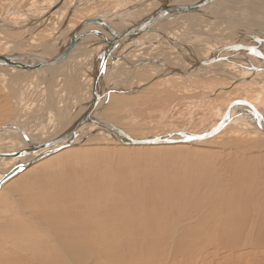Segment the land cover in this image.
<instances>
[{"label": "rangeland", "instance_id": "374dc122", "mask_svg": "<svg viewBox=\"0 0 264 264\" xmlns=\"http://www.w3.org/2000/svg\"><path fill=\"white\" fill-rule=\"evenodd\" d=\"M52 1L54 2L56 0H0V17L1 16L4 17L3 15L7 13L8 10L11 9L12 10L22 9L26 11L28 9L39 6L48 9V7H51L53 5ZM71 1L75 2V0L74 1L70 0L62 4V7H60L61 9L59 8V11L61 10L59 12L60 14L61 12L63 13L64 10L65 12L67 11V9H62V8L64 7V5L65 8H67L68 2ZM122 1L127 2L128 0H81L82 3L81 2L79 3V5L77 6L78 7L77 10H73L69 14L70 16L68 19L69 21L67 20V24L72 22L71 25L75 26L81 19L86 17L87 18L92 17L97 12H98L97 14L101 13L102 15H104L105 13L106 15H110V14L116 15L118 11L122 9V8H118L120 7L119 3H121ZM232 3L233 2H231V4ZM210 7H212V4L210 5ZM261 7L262 6L258 5V8L257 7L252 8L253 12L250 13H251V19L253 21H256L258 19L260 25L263 26L264 28V15L259 16L260 14H258V12H260L261 10ZM116 8L118 9L114 11V9ZM209 8L207 7V10ZM219 10L220 9H218V12L220 13L221 11H223V10L221 11ZM226 11L229 15L231 14L230 13L231 11L228 10ZM242 11L245 16L248 14L246 10L244 11L242 9ZM43 14L40 15L42 17L39 16L40 18H38L39 20L37 19L38 21H40L41 18H45L43 17ZM228 17H227L228 20L227 19L224 20V18L222 19V16L221 17L219 16L218 18L217 15L214 18V20L216 21L211 20V22H209L207 26L204 28V29L208 28L206 29V31L207 30L210 32L214 31L215 35L214 33H210V35L209 34L203 35L202 38L197 36V37H193L194 40L191 39L190 43L192 45L190 47L191 48L193 47V49L196 51V53L199 54V56L203 57L205 56L206 53H208L207 55L209 56L213 53V51L208 52L209 47L204 45L201 42L202 40L205 41L210 40V42H215V41L217 42L216 38H220L223 40L225 38V40L220 41V43L223 42L226 43L228 42V39L229 41H231V38L233 40L234 38L241 36L240 34H243L235 25L236 21L238 22V20L233 21L234 19L231 20L230 17L229 20ZM217 20L218 21L220 20L222 25L220 24V21L218 22ZM45 22H43V24L40 23L39 25H37V29L34 30L35 32L33 30H30L26 34L30 36L31 33L32 34L36 33L38 29L40 30L42 27L46 26V24L44 25ZM183 22H187V24L189 23L188 26H186V23ZM215 22H217L216 25ZM177 24L180 25L178 28L173 27V30L170 29L172 31V34L176 37L179 36L181 37V35L184 34L185 32V30H181L180 27L189 28L188 31L189 33L192 32L191 31L192 27H195L192 21L189 22L187 20L179 21V23L177 22ZM230 24H232L231 27ZM250 25L253 24L250 23L249 26ZM47 26L45 27V30H42L44 33L42 32L40 34H37L35 37H33L35 38L34 41L37 44L38 43L40 44L42 43V41H45L41 39L42 38L44 39L49 35V31H47L48 30ZM61 26L63 27V25ZM61 26L60 25L57 26L55 23L54 26L55 28L53 27L51 28V30L55 29L57 31L59 30V28L62 29ZM209 28L210 29L214 28V29L209 30ZM226 28H229V30L227 29L226 31ZM32 29L34 28L32 27ZM20 30L21 29L14 28L13 31L5 32L3 29L0 28V54L4 53L6 49L9 52H13L10 49H8V46L10 44L9 42L11 39L21 40L20 37L23 38L27 37L24 36V34ZM55 30H53L54 33H52L51 35L52 37H54L56 34ZM228 31H229L228 35L232 36L231 38L230 36L228 37V35L226 34V32L228 33ZM233 32L235 35L233 34ZM62 34L66 35L65 32L64 33L62 32ZM147 37H149L150 43H144L145 41L141 42L142 40H140L141 39L140 38L138 39V42L135 41L134 43L129 44L127 46L125 45V47L121 48V51L122 52L124 51V54L125 52L126 54L128 53L127 56H125L126 54L121 56V54H119L121 51L119 53L115 52L112 53L113 54L112 59H110L109 62H107L106 67L107 66L108 67L104 71L103 80H105V82L108 83L109 85L108 88L109 87L111 88L110 89L111 92L109 93V97L106 100V102L102 103L101 104L102 106L100 105L101 107L99 106L100 108L97 114L104 120L120 126L133 137H145L152 135H162L165 133H170L172 131L174 132L179 130H185L187 132L204 131L208 129L211 126V124H213L215 121L219 119L221 114L224 113L229 102L232 101L233 99H243L249 101L253 103L252 106L253 107L255 106L257 112L264 111V90H263L264 88L260 87L261 85L254 84L250 81L248 82L247 80L243 82L242 81L232 82L231 77H229L230 74H226V73L223 74L224 70L221 69V67L217 66L213 68L212 71L210 72L207 71V69H203L202 71H201L202 68L197 69L200 71L196 72L197 70H195L191 72L190 75L192 77H189V74L185 75L186 77L184 75L160 74L159 72L164 69L166 63L171 66H175V64L181 66V64L184 63V61L179 59L181 56L177 53H174L172 49H171L172 50L171 53L169 47H168L169 50L166 49L161 39L160 40L157 39L158 37L152 35H148L146 36V38ZM154 39L156 40L153 41ZM211 45H213V43L209 44L208 46ZM16 46L19 51L20 50L28 51L29 49H31L29 50L31 52L32 50H34L36 44L31 45L30 42L29 43L25 42L24 44H22L19 42V44ZM120 47L121 46H118V48ZM75 50H74L75 54L74 52H72L71 54L73 56V59L71 58L69 59V61L63 63L62 64V66L64 65L63 68L60 65V69L57 71V73L52 74V76L51 75L49 76L50 79H48L49 82L47 83V85H45L46 82L45 75H44L45 78L44 79L42 77V74H40L39 72H38L39 75L38 73L33 74L32 72H31L32 74H27L25 72L23 74V72L19 73L18 71L16 72V71H9L7 69L4 70L0 69V123L8 122V120L10 119L9 120L10 122H13V124L17 126L24 127L23 128L24 130L26 127L28 129H33L35 126L38 129H40L39 132H41V134L39 133V135H37L39 139L41 138L40 140L50 138V134L46 133L45 135L44 132L45 130H47L48 128L47 126L54 127V124L57 123V121H59L58 118H56L57 116L55 115V113L58 112L57 114L59 115V111L63 110L66 107L68 109H71L70 108L71 106L77 107L79 105H82L81 103H83L82 102L83 99H88L91 97L90 93L92 90V86H91L92 79L90 84L87 83L86 80L89 70L82 71L83 68L81 69L79 63L84 62V59L83 57H81L82 60H80V56L77 57L78 53L79 52L81 53L82 47L76 48ZM97 54L93 55L90 58L87 57V60L89 59L88 61L91 62L89 65L92 66L93 60L96 58L97 61L98 56L99 57L101 56V54L100 55ZM175 55H177L178 58H176ZM163 59L165 60V62H163L164 61ZM160 60L161 62H159ZM180 61L182 63H180ZM134 64L137 65L134 66ZM94 65H95V61H94ZM214 69L216 70V72ZM218 71L220 74L217 73ZM62 74H68L65 82H62L61 80L64 77ZM74 74L81 77L83 81H81V78L79 79ZM158 74L160 75L159 77H154V76H158ZM53 75L57 76V78L59 79V83L61 85L60 89H57L58 91L55 89L56 87L55 83L57 78L54 79L53 90L50 89V82H51L50 80H53L51 79L52 77H54ZM92 75L93 74H91L90 77ZM80 81L81 83H79ZM254 81L263 84L264 76H261L260 79H256ZM234 83L236 86L233 85ZM248 83L251 85H249ZM141 84L144 85L136 92L125 94V90H129V91L131 90L130 92H132L133 89L134 90L137 89V87L140 86ZM112 89H117V91H112ZM50 100L55 103L54 108L58 109V111L56 112L54 111L53 102H50ZM84 106L82 105L83 107L82 109L85 108ZM246 106L251 108L248 105ZM51 109L54 111V113L51 112ZM255 109L253 111L256 112ZM18 111L19 113L20 112L21 113L19 114ZM60 114L62 115L63 112ZM244 126L246 127L247 124L246 125L228 124L219 133L207 139L191 142V143H176V144H168V145L130 146V145L121 144L120 142H117L115 139L112 140V139H108L107 137L105 139L104 138L105 136H102L100 134L93 135L86 133L85 134L86 136L82 139V141H81L82 138L81 137L80 141L74 143V145H72L71 147L59 151L55 154H52L51 156L49 155L44 159L34 163L30 167L22 171L20 174L6 181L0 187V264H41L44 258L46 259V261L53 260L54 261L53 263L55 264L57 262V259L55 257L59 255V250L56 249V247H54L53 245L55 244L54 238L56 237V235L57 237L60 235L59 232L60 233L66 232L64 231V228L66 227L63 228V226H61V223L63 222L62 224L65 225V223L68 220L70 221L69 218H71V216H68L69 218L68 217L62 218L63 216H61L60 219L58 218L59 220L56 225L59 228L58 227L54 228V226L51 224H49L50 225L49 227V225L46 222L45 223L47 225L42 220H40V218L37 217V215L33 213V211L31 210V206L33 205L37 206V204L41 201L42 198L37 199V197L42 195L41 192L43 188L41 187L43 184L38 183V181H35L33 183L32 180L30 181L29 175L31 176L33 175L35 177L40 175L41 176L49 175L47 180L51 181V180H55L58 177V175L61 174L62 170L67 168V166L76 165L78 168L80 167V169L83 170H90V169L99 170L100 172L99 171L96 172L97 173L96 177L98 178V180L108 182V184L111 185V183L115 182L117 178V176L115 175L116 171L114 170L117 165L118 168L123 167L126 170L127 178L131 177L126 181H130V182L133 181V183L135 182V184H137V182L139 181V177L137 178V176H140V178L146 177L144 175L148 174L149 171L148 169L152 167H156V170L161 169V171L164 172L167 169H171V170L176 169L177 171H185V173L188 172L189 174L193 173L191 175H195V180H191L189 182L190 185L188 184V186L191 188V187H195V185L196 186L200 185L199 183H204V181H207L208 174L210 172H217V173L224 172V174H226L228 177L229 173L233 174L234 173L233 171L238 168L242 167L248 169L245 166V164H247L248 157H257L256 160L257 164L256 165L251 164V167H253L252 170L255 171V168L258 167L260 164H261V168H264V132H257V131L254 132L255 130L251 129L250 125H248L246 130ZM2 160L4 159H1L0 165L2 164L4 165L0 166L1 173L2 171L5 172V170H7L9 166H11L10 164L6 166L7 164L5 160L4 162ZM149 160L151 161V163ZM99 166H103V167L100 169ZM165 166L167 168H164ZM245 169L244 171L246 172L247 170ZM55 171H60V173L59 172L55 173ZM204 175L206 176V178L204 177ZM254 176H256L255 172H254ZM155 177H160V175L153 176V178ZM196 178H198L199 180ZM256 178L257 177H255V180L256 182H258ZM244 179L245 178L242 177L243 181H245ZM251 179L253 178L251 177ZM206 186H204V188L211 187L210 184H208L207 187ZM214 188L211 187V189ZM51 189L52 188L47 187L48 191L46 190L47 193L45 194L47 195V197L53 195L55 189L54 190L52 189L53 193ZM57 191H55V193ZM27 193L34 195V200L33 201L31 200L32 202L31 201L28 202V200L25 199ZM199 196H202V194H199ZM34 202H36L37 204ZM83 202L85 204L90 203L89 200L88 201L84 200ZM46 203H42L41 205H46ZM91 206L90 204H86V207L83 206V209L86 208V211L87 208L88 211L92 210L89 211V213L91 214L93 212ZM204 208H206V206H203V209ZM98 209H99L98 211H101V208ZM76 210L77 211L75 212L74 209L70 208L67 209L66 212L68 211H69L68 213L78 212L76 214V216H78L81 210L80 209H76ZM81 213L79 216L82 215ZM90 218L91 217L86 218L88 222L85 221L86 219L84 220L85 222L83 223L86 224L84 226L82 224L81 226L76 225L79 223H75V222L70 223L75 228L73 229L74 230L73 232L72 230H70L69 232H72V234L73 233L76 234L75 238L78 239L83 236L82 237L83 239L85 235L83 233H86L88 231L89 232L93 231L94 229L93 226H95L97 221L100 220V217H94L93 219ZM61 219H63V221ZM130 219L131 217H128L125 220L126 225L129 224L128 222H130ZM93 220L96 222H94ZM209 220L211 223L208 222V227L211 228L217 227V224L212 222L217 220V217H215L213 213L209 217ZM186 221L188 220L185 221L180 220L179 224L180 225L185 224ZM99 222H101V220ZM112 222L113 224L111 225V228L112 230H115L117 228L116 225L117 220H114ZM87 223H89V225ZM205 223L206 224H203V226L207 225V222ZM228 223H225L226 226L227 225L233 226L232 222H230L229 224ZM75 225L78 226L77 229ZM158 225H160L161 229L158 230L157 233L160 234H157L156 237L155 235L153 236L148 235L147 231L145 230L146 227H144V223L141 224V228H140L141 232L139 233V240L137 239V242L135 244L137 246L136 248H133L131 250L128 249L131 252V255L129 256H127L125 252L123 253L119 252L118 250L120 247H118V245L115 246L114 243L113 245H111L110 249H104L99 244H96L94 242V244L97 245L98 249L93 251L90 254V256L89 254H87L86 256L81 255L79 256L80 257L79 258L76 257L77 255L75 257L71 255L72 256L71 258L75 261L73 262L70 260V258L67 255H65L62 257L61 264H106V263L107 264H264V251H263L264 249L262 250V248H257V247L242 248L241 246H239L228 249L218 247L219 249L214 250L213 247H210L207 250L206 249L207 246L206 248H204L205 245L199 243L198 240L193 241L191 239L190 241H192V243H190V241L188 243H185V240L182 238L184 240L182 241L181 237H183L184 234L177 239L178 241L177 243L186 244V246L187 244L188 246L189 244H191L189 248L188 246L187 247L184 246L183 249L173 248L174 244L173 246H171L172 245L171 237L169 238L167 237L168 232L165 234L166 231H162V229H165V227H163L161 224ZM85 227H87V230ZM100 228L102 227L100 226ZM79 229L80 231L81 230L82 231L81 233L78 231L80 235L78 234L77 236L78 232L76 230ZM207 231L208 228L206 230V236H208ZM54 233L57 234L55 235ZM211 234L213 236L216 234V232ZM125 235L135 236V234H125ZM185 235L187 236V234ZM186 236L184 237L188 238ZM135 237L137 238L138 236ZM88 238L91 239L92 241L94 240L91 237ZM158 238L160 239V241L158 240ZM165 242H167V248L166 250L163 251L164 247H162V245L164 244L163 246H165L166 245ZM94 244L92 246H94ZM103 245L105 246L104 243ZM133 250H138V251H134V253H132ZM186 251H187V255L185 256L183 253ZM174 252L175 253L178 252L179 254H175ZM108 253L112 254L113 256L109 255ZM109 257L111 261L109 262L105 261L107 258H108L107 260H110ZM116 257L118 258L114 259Z\"/></svg>", "mask_w": 264, "mask_h": 264}, {"label": "bare ground", "instance_id": "6f19581e", "mask_svg": "<svg viewBox=\"0 0 264 264\" xmlns=\"http://www.w3.org/2000/svg\"><path fill=\"white\" fill-rule=\"evenodd\" d=\"M60 1L61 0H59V4H58L59 7L54 8L55 4L58 2L56 0L54 2L52 1L53 5L51 7H48V9L44 8V7H40V6L28 9L26 11H24L22 9L21 10L20 9H13V10L11 9V10H8L7 13H5L3 15L4 17L1 16L0 17V28L1 29H3L5 32H9V31H13L14 28H18V29H21L20 31L24 34V36H27L25 38L20 37L21 40H17V39L12 40L11 39L9 42L10 44L8 46V49H10L13 52H9L6 49L7 51L5 50L4 53H6V54H8V53L28 54L29 55L28 57H30L29 59H31V61H37L38 57L42 58V59L43 58L44 59L51 58L52 56L55 57V55H56L55 51L58 48V46H60L62 48V52H61L62 54L66 53V50H67L66 46L70 45L69 42H66L68 40L67 36H70V35L75 33L74 29L77 27V25H75L76 26L75 27V26L71 25L72 24V22H71V23L67 24V26H66V24L63 25L62 22L64 20L65 15L69 12V10H71V9H72V11L77 10V8H78L77 6L81 2V0H75V2H72V1L68 2L67 8H65V5L62 8V9H67V11L65 12V10H64L63 13L61 12V14L59 13L61 11V10L59 11V8L62 7V4H64V2L66 3L67 1H70V0H63L61 2ZM141 1H143V0H136V1L128 0L127 2L122 1L121 3H119L120 7H118V8H122V9H120L118 11V13L119 12H122V13L119 15L114 14V15H110V16H112L113 18H121V17L127 16V17H133L132 19H134V20L126 19L127 17H125V20H124L125 23H116L117 25H115V24H113V25L116 26L117 28L122 27L124 25H125V27L130 26L135 21H137L136 19L147 15L148 14L147 12H149V10H151V7L154 4L150 1H147L146 4H144L140 8H138L139 6H137L136 7L137 9L134 8L135 10L134 9L130 10L128 7L131 5L136 6L137 3L141 2ZM185 1H188V0H185ZM191 1H195V0H191ZM223 1H224V3H223ZM242 1H244V0H242ZM231 2H233V3L231 4ZM239 2L240 1H238V0H215L213 3H211L212 7H210V5H211L210 4L209 5L210 8L208 7L209 8L208 10L206 8V10L208 12H211V11L213 12V13H211V15L214 17H216L217 15H218V18H219V16L220 17L222 16V19L224 18V20H225L229 16L231 18V20L234 19L233 21L238 20L239 23L237 21L235 23L236 27L238 29L242 28L245 31V33L240 34L241 36L234 38L233 40L231 38L232 36L228 35L229 31H228V33L226 32L228 37L230 36L231 41H229V39H228V42L225 41L226 43H224V42L220 43L219 41L218 42L215 41V43H213V45L207 46V47H209V51L207 50L208 52L213 51V53L209 56L207 55L208 53H206L205 56H203V57L199 56V54L196 53V51L193 49V47L192 48L190 47L192 45L190 42L182 41V40H180V38H178L172 34L171 30H173V27L178 28L180 26L179 24H177V22L179 23V21H184V20H178L177 22H173V23H171L172 25L171 24H163V23L159 24V26L161 28L163 27L162 29L165 30L169 34L171 39L172 40L174 39V41L176 42L175 45L171 44L170 41H168L166 38H164L161 34L149 32V33H144V34L138 36L136 39L129 41L125 44L118 45L121 47L118 48V46H117L113 50L112 53H115V52L119 53L121 51V48L125 47V45L127 46L129 44L134 43L135 41L138 42V39H140V38H141L140 40H142L141 42L145 41L144 43H150L149 37L146 38V36L152 35V36L158 37L157 39H159V40L161 39L162 42H166V45H168L169 48L172 49L174 53H177L181 56L179 59L183 60L184 63L186 62L184 64L180 61V63H182L181 66L177 65V64H175V66H171V65L166 63V66H165L166 68L164 67L163 70H161V71L159 70L160 72L158 71L160 74H177V75H184V76L189 74V77H192L190 75L191 72H193L197 69L202 68L201 71L203 69H207V71L210 72V71H212L213 68L218 66L224 70L223 74L224 73L230 74L229 77H231L232 82H237V81L243 82V81L247 80L248 82L250 81L254 84L261 85L260 87L264 88V86H263L264 83L261 84V83L254 81L256 79H260L261 76H264V59L253 54L251 52V50H247L245 48H238L237 49V48L228 47V50L225 49V46L230 45V44H235V45H240V46L241 45H252V46H256L262 53H264V41L255 42L253 40V36L254 37L259 36L261 39H262V37L264 38V28H263V26L260 25L258 19L256 21H253L251 19V13L253 12V10L248 8V7H243V6L238 7ZM75 3H76V7L73 8ZM260 6H262V7H261L260 12H258V14H260L259 16L264 15V10H263L264 4L260 5ZM233 7H235V8H233ZM118 8L114 9V11L117 10ZM237 8H239V9H237ZM218 9H220L219 11H221V10H223V11H221V13H220V12H218ZM242 9L244 11L246 10L248 12V14L246 16L243 14ZM124 10H125V12H124ZM226 10L231 11L230 12L231 14L229 15ZM217 12H218V14H217ZM43 13H45V14H43ZM58 13H59V15H58ZM97 13L94 16L98 15L99 17H102V18L109 16V15H106V13L104 15H102L101 13H99V14H97ZM41 14H43V17H45V18H41V20L38 21L39 20L38 18L42 17V16H40ZM73 15H74V13H73ZM76 16H78V15H76ZM94 16L89 17V18H93ZM113 18L111 20H113ZM230 18H229V20H230ZM80 19H81V17H80ZM83 19H81L79 22H81ZM222 19H220V20H222ZM214 21H216V20H214ZM43 22H45L44 25L46 24V26L48 24V26H47L48 30L47 31H49V35L44 39L40 38L41 40H45L46 42L42 41V43L37 44L34 41L35 38H33V37H35L37 34L42 33L43 32L42 30H45L46 26L43 25L44 27H42L40 30L38 29L36 33H33V34L31 33L30 36L27 35L26 33H28L30 30H33V31L36 30L37 25H39L40 23L43 24ZM79 22L77 24H79ZM192 22H193L195 27H192L191 33L188 32L189 35L192 34L189 36V37H191V39H193V37H197V36L202 37L203 35H206V34L210 35V33H214V35H215L214 31L210 32L208 30L206 31V29H208V28L204 29L207 26V24L209 22H211L210 19H205L204 21L198 22V18H195V20L194 21L192 20ZM248 22L252 23L253 25L249 26L250 23H248ZM55 23L57 26L63 25V27L61 29L62 31H60V34H59L58 30L57 31L55 29L51 30V28H53L55 26ZM183 23H186V26H188V24H189V23L187 24V22H183ZM216 23L217 22H215V25H216ZM230 23H231V21H230ZM220 24H221V21H220ZM120 25H122V26H120ZM225 25H228V24H225ZM231 25L232 24H230V27H231ZM90 26L94 27L93 24H88V25L85 24V26H83L81 28H77V29H79L77 31V34H80V36L83 35L82 38L80 36H78L79 40L81 39V43L79 46H77V48L82 47L81 52H83L85 49L87 51L82 56L84 59V62H81L79 64H80L81 69L83 68L82 71L83 70L84 71L90 70L93 74L91 76L92 78L90 76L87 77V79H86L87 83L90 84L91 79H92L93 83L98 84L97 87H98V91L101 95L102 100L100 99V102H99L97 108L95 109L93 116L97 119L104 121V119L101 118L100 116H98L97 114L99 112L98 111L99 108L102 106L101 104L104 103L103 102L105 100L104 98L107 97L109 95V93L111 92V90H110L111 88L110 87L108 88V86H109L108 83L105 82V86H104V80H103L104 71L108 66L107 67L105 66V68L101 67L100 69L95 68L97 65V62H98V61H96V58L94 59L95 60V65H93L94 68L92 69V66L89 65L91 62L88 61L89 59L87 60V57L90 58L93 55L100 53V50L103 48V45H100L97 47L95 46L92 49L87 48L89 46V44L91 45L94 42V40L96 39V36L92 35V32H91L92 30H90L91 28L88 30H84L86 28H89ZM190 26H191V24H190ZM32 27L34 29H32ZM69 27H71V28H69ZM175 28H174V30H175ZM255 28H256L257 32L259 31V33H253L252 32ZM212 29H214V28H212ZM212 29L209 28V30H212ZM227 29L229 30V28H226V31H227ZM53 30H55V32H56L54 37L51 36L52 33H54ZM59 30H60V28H59ZM81 30H82V32H80ZM101 31L105 35H108V32L105 31L104 29H102ZM222 31H223V29H222ZM224 31H225V29H224ZM62 32L63 33L65 32L66 35H63ZM230 32H231V30H230ZM185 33L186 32H184V34ZM239 33H240V31H239ZM19 34H21V33H19ZM104 34H102V35H104ZM233 34H234V32H233ZM51 37H52V39H51ZM155 40L156 39H154L153 41H155ZM224 40H225V38H224ZM208 41L210 42V40H208ZM19 42L22 44H24L25 42L26 43L30 42L31 45L36 44V46L34 47V50H32L31 52L29 51L31 49H29L28 51H24V50L19 51L17 49V46H16L19 44ZM180 42H182V43H180ZM154 43H153V45H154ZM104 46H105V44H104ZM72 52H74V51H72ZM79 53H78V55H79ZM112 53H111V56L105 61L106 62L105 65H107V62H109V60L112 59V55H113ZM74 54H75V52H74ZM119 54H121V56H122V55H125L126 52L124 54V51L123 52L121 51ZM127 54L125 56H127ZM78 55H77V57H79ZM97 55H100V54H97ZM210 56H215V57L217 56V60H215L214 62H211V63L200 64V65L194 66L197 59H207ZM225 56H227L228 58ZM175 57L178 58L177 55H175ZM221 57H225V58L221 59ZM53 59H55V58H53ZM80 60H82L81 57H80ZM100 61L101 60H99V62ZM159 62H161V60ZM163 62H165V60ZM139 63H140V61H139ZM99 65L100 64L98 63V66ZM136 65L134 64V66H136ZM63 66L61 64L62 68H63ZM43 67H37V68L33 67L31 69H25V68L18 69V68L11 67V66H5V67H0V69H3V70L7 69L9 71H16V72L18 71L19 73L23 72V74H24V72L27 74H32V73L36 74L39 72L40 74H42L43 78L45 75V78H46L45 85H47V83L49 82L48 79H50L49 76L50 75L52 76V74H56L57 71L60 69V65L58 66V64H55V65L49 64L48 67H44V68ZM132 68H134V67H132ZM77 69H78V67H77ZM199 71L200 70H197L196 72H199ZM219 71L217 73H219ZM215 72H216V70H215ZM39 73H38V75H39ZM232 73H235V74H232ZM54 77H56V76H54ZM9 80H10V78H9ZM40 84H42V83H40ZM233 85H235V83ZM233 87H231V88H233ZM91 92H92V90H91ZM91 94L92 93H90V95ZM90 100H91V97L88 99H83V101L82 100H80V101L83 102L81 104L83 106L85 105L84 106L85 108L86 107L88 108ZM257 101H259V100H257ZM50 102H53V101L50 100ZM54 104L55 103L53 102V108L55 106ZM82 105L77 106V104H76L77 107H72L71 109H68L67 107L64 109L62 108L63 110L59 111V115L57 114L58 112L55 113V115L57 116L56 118H58L59 121H57V123L54 124V127L53 126H47L48 128H47V130H45L44 133H45V135H46V133L50 134V138H47L44 140H40L41 138L39 139V137H37V135H39V133L41 134V132H39L40 129H38L35 126L33 129H28L26 127L24 130L25 134H26L25 136L22 135L23 133L19 130V128L17 126L11 128L9 133L3 134V136L0 137V147H1L0 152L11 151V150H16L19 148L26 147L28 144L23 137L29 139L32 143H38L41 141H43L45 143L53 141V143L48 144V145L44 146L43 148L36 150L35 152L27 155L26 157H21V158L0 157V161H1V159H4L6 164H7L6 166H8L9 164L12 166L13 164H15L19 160L28 161V160L34 158L35 156L39 155L42 152H49V151H52L54 149H58V150L52 151V152L47 154V156H49V155L51 156L52 154H55V153L62 151V150H65L66 148H69L72 145H74V143L79 142L81 137H82L81 138V141H82V139L86 136L85 135L86 133L87 134H93V135L94 134H100L102 136H105L104 137L105 139L107 137L108 139L114 140V138L117 137L115 133L109 132L107 129L99 127L98 125H96L94 123H85V124L79 126V128L76 131V134H75V132L69 133V134L63 133L70 127L71 124L76 122V120L79 117H81L83 115V113L87 110V108L86 109L84 108L85 110L82 109L83 108ZM253 110L254 109H251V108H249L243 104H239L235 107H232L230 110V121L228 124H234V125L235 124H237V125H241V124L246 125L247 124L246 127L244 126L246 128V130H247L248 125H250V128L255 130L254 132H256V131L257 132H264V111H259V112L256 111L255 112ZM19 111H18V113H19ZM54 111L56 112V111H58V109L54 108ZM54 111L51 109V112L54 113ZM62 112H63V114L61 115L60 113H62ZM48 114H51V113H48ZM30 115H32V114H30ZM222 115H223V113L221 114V116L219 115L220 116L219 119L222 117ZM14 119H16V118H14ZM9 120H8V122H9ZM217 121H215L213 124L215 125L217 123ZM213 124H211V126L209 128L214 126ZM41 125H43V124H41ZM46 125H47V123H46ZM251 126H253V127H251ZM57 127H58V129H57ZM42 128H43V126H42ZM44 128H45V126H44ZM61 128H63V129H61ZM179 131L187 132L185 130H179ZM172 133H174V132L172 131ZM168 134L170 135L171 138H179L180 137L179 139H182L185 136V135H183V136L173 135V134H171V132ZM162 135H164V134H162ZM14 136L17 137L18 139L15 138ZM152 136H157V135H152ZM152 136L136 137V138L148 139L149 137H152ZM180 143H183V142H180ZM159 145H168V144H159ZM130 146H145V145H130ZM249 158H251V159H249ZM4 160H2V161L4 162ZM247 160L248 161H247V164H245V166L248 169H245L242 167L238 168V169L233 171L234 172L233 174L229 173L228 177L226 174H224V172H220V173L219 172L218 173L217 172H210V173L208 172L209 174H208L207 181H204V183H199L200 185H198V186L195 185V187H191V188L188 186V184L191 180H195V175H191L193 173H190V174L188 172L185 173V171H177L176 169L175 170L174 169H172V170L167 169L164 172V171H161V169L156 170V167L149 168L148 169L149 171L147 170L148 174L145 173L146 175H144L146 177L140 178V176H137V178L139 177V181L137 182V184H135V182L133 183V181L132 182L126 181V180L130 179L131 177L127 178L126 177L127 176L126 170L123 167L118 168L116 165L117 168L114 166L115 167L114 170L116 171L115 175L117 176L116 181L111 183V185H109L108 182L98 180V178L96 177V175H97L96 172L99 170H95V169L83 170V169H80V167L78 168L76 165H69V166H67V168L62 170L61 174H59L55 180L48 181L47 179H48L49 175L48 176H41L40 175V176H36V177L33 175L32 176L29 175L30 181L32 180L33 183L35 181H38V183L43 184L41 187V188H43V190L41 192L42 195L40 194L41 196L37 197V199L42 198L41 199L42 202L40 201L38 203L39 206L36 203L38 201L34 202L37 204V206H34V205L31 206V210L33 211V213H35L37 215V217L40 218V220H42L44 223L46 222L48 225L49 224L53 225L54 228L58 227L56 224L58 223V220L60 219L61 216H63L62 218L71 216V218L68 217L70 219V221L68 219H67L68 221L66 220L67 221L65 223L66 226L62 224L63 222L61 223V226H63V228L66 227V228H64V231H66L67 233L66 232L60 233L58 231L60 234L58 237L56 235L57 233H54L56 235V237L54 238L55 244H53V245H54V247H56V249L59 250V255H57V257H55L57 259L56 264H61L62 257L65 255H67L70 258V260L73 262H75V261L71 258L72 256L75 257L77 255L76 257H79L81 255L86 256L87 254H89V256H90V254L93 251L98 249L97 245H95L94 242L96 244H99L104 249H110L111 245H113V243H114L115 246L118 245V247H120L118 250L119 252H121V253L125 252L127 254V256H129V255H131V252L128 249L131 250L133 248H136L137 245H135V244L137 242V239L139 240V233L141 232L140 228H141V224H143V223H144V227H146L145 230L147 231L148 235H151V236H153V235L156 236L157 234H160V233H157L158 230L161 229L160 225H158V224H161L163 227H165V229L167 228L166 230L162 229V231H166L165 234L168 232L167 237L168 238L171 237V239H172V245L171 246H173V244H174L173 248H176V249H178V248L183 249V247L186 246V244L177 243L178 242L177 239L179 237H181L183 234H184V236H186L185 234H187L186 237H188V238H185L184 236L181 237V239L183 238L185 240V243H188L191 239L193 241L198 240L199 243L205 245L204 248H206V246H207V248H206L207 250L210 247H213V249L216 250L219 248L228 249V248H234V247H239V246H241L242 248L243 247L244 248L245 247H250V248L251 247H254V248L257 247V248H262V250H263L264 249L263 248L264 247V168H261V164H260L258 167L255 166L256 168L254 171V170H252L253 167H251V164H253V165L257 164V162H256L257 157H248ZM259 162H260V160H259ZM34 163H36V162H34ZM150 163H151V161H150ZM33 164H31V165H33ZM2 165H4V164H2ZM2 165H0V166H2ZM11 166H9V168ZM30 166H28V167H30ZM28 167H26L25 169H27ZM99 167L101 169L103 166H99ZM9 168L7 170H5V172H3V171H2V173L0 172V178L9 170ZM164 168H167V167L165 166ZM25 169H23L22 171H24ZM244 169L247 171L245 172ZM58 172L60 173V171H55V173H58ZM143 172H144V170H143ZM254 172H255L256 176H254ZM138 174H140V173H138ZM133 175H134V173H133ZM156 175H160V177L153 178V176H156ZM198 176H200V175H198ZM204 177L206 178L205 175H204ZM242 177L245 178L244 179L245 181L242 180ZM251 177L253 179H251ZM255 177H257L256 179L258 180V182H256ZM196 179H198V178H196ZM3 184H1V186ZM208 184H210L211 187H213V188L215 187V188L211 189V187L210 188L207 187ZM204 186H206L207 188H204ZM47 187L52 188L53 190L55 189L54 193L51 189L53 195H51L50 197H47V195H45L47 193L46 192ZM55 191H57V192L55 193ZM199 194H202L203 197L199 196ZM25 199H27L28 202H30L31 200L33 201L34 195L27 193ZM84 200L90 201V203H86V204H90V206L92 205L91 209H93V212L91 214L89 213V211H92V210L88 211V208H87V211H88L87 212L86 208L83 209V206L86 207V204L83 202ZM42 203H46V205H41ZM203 206H206V208L203 209ZM70 208L74 209L75 212L77 211L76 209H80L82 213L79 210L78 211L82 215L79 216L80 215V213H79V215L76 216V214L78 212L77 213H73V212L68 213L70 210L68 212H66V210L70 209ZM98 208H101V211H98L99 210ZM87 213H89V214H87ZM212 213L215 217H217V220L212 221V222L217 224V227H214V228L208 227V222L211 223L209 220V217L212 215ZM87 217H91L90 219H93L94 217H100L101 222H99L100 220L97 221L95 226H93L94 227L93 231H90V232L85 231L86 233H83V234H85L83 239H82L83 236L78 238V239L75 238L76 234H74V233L72 234V232L74 231L73 229L75 227L70 223L75 222V223H79L76 225L81 226V224H82L84 226L86 224H84L83 222H85V221L88 222V220L86 219ZM128 217H131V219H130V222H128L129 224L126 225L125 220ZM90 219H89V221H90ZM192 219H194V220H192ZM61 220L63 221V219H61ZM114 220H117V223H116L117 228L115 230H112L111 225L113 224L112 221H114ZM171 220H172V222H171ZM180 220H183V221L188 220V221H186L185 224L180 225L179 224ZM189 220H191V221H189ZM94 222H96V221H94ZM158 222H160V223H158ZM205 222H207V225L203 226V224H206ZM228 222L229 223L232 222L233 226L232 225L226 226L225 223H228ZM89 223H87V224L89 225ZM100 226L102 228H100ZM49 227H50V225H49ZM77 227L78 226H76V229H77ZM168 227H170V228H168ZM85 228L87 230V227H85ZM207 228H208V231H207L208 236H206ZM70 230H72V232H69ZM53 231H54V229H53ZM76 231L77 232L79 231L81 233L82 230L80 231V229H79ZM77 232H75V233H77ZM79 232L77 233V236H78ZM169 232H170V235H169ZM214 232H216V234L212 236L211 233H214ZM70 233H71V235H70ZM125 234H135V236H138V237L136 238L135 236L125 235ZM141 234H143V233H141ZM88 237H91L94 240L92 241ZM181 239H180V241H181ZM183 239H182V241H184ZM112 240H114V241H112ZM158 240L160 241L159 238H158ZM103 243L105 244V246L103 245ZM165 243H166L165 246H163L164 244L162 245V247H164L163 251L166 250V248H167V242H165ZM190 243H192V241H190ZM93 244H94V246H92ZM190 245L191 244H189V246ZM192 245H195V244H192ZM187 246H188V244H187ZM189 246H188V248H189ZM207 250H206V252H207ZM134 251H138V250H133L132 253H134ZM187 251L183 253L185 256L187 255ZM189 252H191V251H189ZM175 254H179V253L176 252ZM180 254H182V253H180ZM109 255H112V254H109ZM110 257H109V259H110ZM117 258L118 257H116L114 259H117ZM107 259L105 261H108V262L111 261V259L110 260H107ZM129 260H130V258H129ZM26 261H28V260H26ZM4 262H5V260H4ZM53 262H54L53 260L52 261L51 260L46 261V259L44 258V260H42L41 264H55ZM121 262H123V261H121Z\"/></svg>", "mask_w": 264, "mask_h": 264}, {"label": "water", "instance_id": "95a60500", "mask_svg": "<svg viewBox=\"0 0 264 264\" xmlns=\"http://www.w3.org/2000/svg\"><path fill=\"white\" fill-rule=\"evenodd\" d=\"M55 4V7H59V0ZM63 1V0H61ZM60 1V2H61ZM147 1H150L153 4L151 7V10L147 12L148 14L136 19L133 24L130 26H122L117 28L113 24L117 25L116 23H125V17L121 18H113L112 16H108L105 18L99 17L98 15L94 16L93 18H84L79 24H76L77 27L74 29L75 35L72 34L68 37V40L66 42H69L70 45H67L66 48V53L62 54V48L58 46L56 49V55L55 57L47 58V59H42V58H37V61H31L28 57V54H20V53H2L0 54V67H5V66H11L15 68H25V69H31L33 67H48L49 64H58L61 65L69 59L73 58L71 55L72 51L77 48V46L80 45L81 39L79 40L80 34H77V31L83 26L88 25V24H93L94 28L92 29V35L96 36V39L94 42L87 48H94L95 46H100L103 45V48L100 50L101 57L97 58V65L95 68H105V61L111 56V53L113 50L118 46L125 44L129 41H132L136 39L138 36L144 34V33H159L161 34L164 38H166L168 41H170L171 44L175 45L174 39L172 40L169 34L163 30L159 24H171L173 22H177L178 20H187V21H192L195 18H198L199 21H204L205 19H210L214 20V16L211 15V12H208L206 10L207 7L211 3H213L215 0H195V1H185V0H143L139 3H137L136 6H128L130 10H133L137 6L138 8L142 7L144 4H146ZM78 3V2H77ZM264 0H240L238 7H248L250 9L254 7H258V5H263ZM76 7V3L74 4L73 8ZM137 9V8H136ZM239 9V8H237ZM135 10V9H134ZM72 12V9L69 10V12L65 15L64 20L62 22L63 25L67 24V20L69 19V13ZM211 16H210V15ZM98 16V17H97ZM255 17V16H254ZM113 18V20H111ZM126 19H132V17H127ZM133 20V19H132ZM90 22V23H89ZM197 22V23H198ZM172 25V24H171ZM97 26V27H96ZM62 28V26H61ZM104 29L105 31L108 32V35H105L101 30ZM239 30L242 33H245V31L242 28H239ZM61 29L58 30L59 34ZM253 33H259L257 32L256 28L252 31ZM104 34V35H102ZM60 37V36H59ZM81 38L83 35L80 36ZM253 40L255 42H261L264 41V38L262 39L259 36H253ZM105 44V46H104ZM228 47L230 48H245L247 50H251V52L260 58L264 59V53H262L256 46L252 45H235V44H230L225 46V49L228 50ZM86 49L79 53L78 56L82 57L86 53ZM229 56V55H228ZM227 57V56H225ZM225 57H221L225 58ZM55 58V59H53ZM228 58V57H227ZM99 60H101L99 62ZM217 60V56H210L207 59H197L195 65H200V64H207L211 63ZM219 60V59H218ZM95 61V60H94ZM94 61L92 64V69L94 68ZM98 63L100 64L98 66ZM43 67V68H44ZM92 72L89 70L88 71V76H90ZM96 74V73H95ZM154 76V77H159ZM144 84H141L140 86L137 87V89L132 90L130 92L129 90H125V94L127 93H134L137 90H139ZM98 84L92 82V94H91V100L89 102V106L87 110L83 113L81 117H79L76 122L70 125V127L63 132L64 134H69V133H74L76 134L77 129L79 126L85 124V123H94L98 125L99 127H102L104 129H107L109 132H113L116 134L117 137L114 139L117 142H120L121 144L125 145H159V144H176V143H191V142H196V141H201L204 139H207L209 137H212L213 135H216L219 133L230 121V110L232 107H235L241 103L246 104L251 107V109H255V106L253 107L251 102L243 100V99H233L232 101L229 102L227 105L222 117L217 121V123L212 126L211 128H208L204 131L201 132H184V131H174V133L171 132L173 135H179L183 136L185 135L182 139L179 138H171L168 133L164 135H157V136H152L149 137L148 139H138L136 137H133L129 133H127L123 128H121L118 125H115L114 123H111L109 121H102L100 119H97L93 116V113L95 109L97 108L101 95L98 91ZM110 91V90H109ZM112 91H117V89H112ZM108 95V94H107ZM109 95L105 97L103 102H106L108 99ZM102 100V99H101ZM256 110V109H255ZM257 111V110H256ZM259 112V111H258ZM108 122V123H107ZM17 125L13 124L12 122H5V123H0V137L3 136V134L9 133L10 129L13 127H16ZM19 130L23 133L22 135L25 136V131L23 127L17 126ZM15 137V136H14ZM17 138V137H15ZM25 141L27 142V146L24 148H19L16 150H11V151H2L0 152V157H5V158H21V157H26L29 154H32L36 150L43 148L44 146L53 143V141L45 143L43 141L38 142V143H32L29 139L23 137ZM18 139V138H17ZM1 148V147H0ZM6 150V149H5ZM58 149H54L52 151H55ZM42 152L39 155L35 156L34 158L28 160V161H23L19 160L15 164H13L9 170L0 178V187L1 184L6 182L7 180H10L12 177L15 175L19 174L23 169L26 167L30 166L34 162H37L47 156L48 153L52 152Z\"/></svg>", "mask_w": 264, "mask_h": 264}, {"label": "crops", "instance_id": "0c3cea01", "mask_svg": "<svg viewBox=\"0 0 264 264\" xmlns=\"http://www.w3.org/2000/svg\"><path fill=\"white\" fill-rule=\"evenodd\" d=\"M124 12H125V10H124ZM122 12H119V13H117L116 15H119V14H121ZM111 15V14H110ZM109 15V16H110ZM133 18V17H132ZM136 19V18H135ZM134 20V19H133ZM120 26H122V25H120ZM91 28V29H90ZM94 27L93 26H90L89 28H86V29H84V30H88V29H90V30H92ZM180 29H182V30H186L185 32V34H182L181 35V37L179 36L178 38H180V40H185V41H189V42H191V38L189 37V34H188V31H189V28H183V27H180ZM80 32H82V30L80 31ZM183 38V39H182ZM202 38V37H201ZM216 40H217V42L219 41H223V39H220V38H216ZM204 45H206V46H208L209 44H212V43H215V42H209V41H205V40H202L201 41ZM163 44H164V47L166 48V49H168L169 50V46L168 45H166V42H163ZM97 47V46H96ZM171 50V49H170ZM171 52H172V50H171ZM64 77H63V79H61L62 80V82L64 81H66V77L68 76V74H62ZM75 75V74H74ZM175 75H177V74H175ZM54 76V75H53ZM58 76V75H57ZM57 76L56 77H52L51 79H53V81L51 80V82H50V89L51 90H53V86H54V79L55 78H57ZM75 76H77L79 79H80V77L78 76V75H75ZM88 77V76H87ZM104 78V77H103ZM81 81H82V79H81ZM81 81L79 82V83H81ZM245 83H247V82H245ZM56 90L57 89H60V83H59V79L57 78V80H56ZM249 85H251V84H249ZM92 86V85H91ZM104 86H105V80H104ZM70 108H72V106L70 107ZM225 109V108H224Z\"/></svg>", "mask_w": 264, "mask_h": 264}]
</instances>
